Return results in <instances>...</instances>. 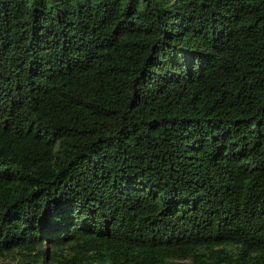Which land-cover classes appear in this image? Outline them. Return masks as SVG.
I'll return each instance as SVG.
<instances>
[{"label":"trees","instance_id":"1","mask_svg":"<svg viewBox=\"0 0 264 264\" xmlns=\"http://www.w3.org/2000/svg\"><path fill=\"white\" fill-rule=\"evenodd\" d=\"M0 260L264 264V0H0Z\"/></svg>","mask_w":264,"mask_h":264},{"label":"rangeland","instance_id":"2","mask_svg":"<svg viewBox=\"0 0 264 264\" xmlns=\"http://www.w3.org/2000/svg\"><path fill=\"white\" fill-rule=\"evenodd\" d=\"M0 264H18V263L13 260H8V261L0 260Z\"/></svg>","mask_w":264,"mask_h":264}]
</instances>
